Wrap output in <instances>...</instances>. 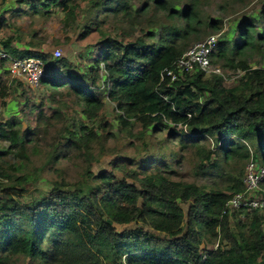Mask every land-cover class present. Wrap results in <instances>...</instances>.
Here are the masks:
<instances>
[{
	"label": "trees",
	"instance_id": "16d2710c",
	"mask_svg": "<svg viewBox=\"0 0 264 264\" xmlns=\"http://www.w3.org/2000/svg\"><path fill=\"white\" fill-rule=\"evenodd\" d=\"M23 2L40 15L53 7L65 26L79 27L75 41H93L78 54L81 66L84 59L90 64L73 74V63L38 49V42L30 40L21 48L13 34L2 39L11 56L43 60L47 71L40 85L48 96L23 88L32 121L24 127L15 117L0 122V141L9 143L0 152V264L19 258L33 264H264V213L245 208L223 212L227 199L244 189L249 158L264 163V66L252 67L248 61L264 51V5L262 25L242 18L233 45L220 41L210 55L211 63L242 72L226 86L222 75L200 71L180 80L161 79L192 42L222 27L221 19L203 16L200 0ZM219 8L226 9L227 2ZM8 26L0 17V31ZM124 26L141 34L134 37ZM5 63L0 58V65ZM9 82L0 75V106L13 93ZM14 85L15 92L22 82ZM101 89L120 131L133 135L136 125L151 136L166 131L164 140L180 145L194 163L195 176L220 177L225 183L178 180L166 163L146 171L156 158L143 162V173L131 168L133 161H115L121 178L111 170L93 172L92 162L99 158L94 143L102 153L114 135L103 117L106 102L96 93ZM8 155L15 161L3 159ZM36 157L43 162L33 167ZM62 159L81 166L80 177L52 180L49 190L21 200L45 165Z\"/></svg>",
	"mask_w": 264,
	"mask_h": 264
},
{
	"label": "rangeland",
	"instance_id": "374dc122",
	"mask_svg": "<svg viewBox=\"0 0 264 264\" xmlns=\"http://www.w3.org/2000/svg\"><path fill=\"white\" fill-rule=\"evenodd\" d=\"M227 2L226 9H220L219 6ZM264 5V0H240V3L235 0H200L201 12L204 13L203 16H209V19H221L222 27L217 32H208L201 39L192 42L190 45L204 39L209 34L218 33L219 42H227L230 46L237 40V29L240 27V21L242 18H254L257 26L262 25V17L260 15L261 9ZM51 9V10H50ZM48 8L47 14H35L30 13V7L23 0H0V17L4 18L9 25L7 29L0 31L1 42L5 39L6 34H13L14 43L19 47H28L27 42L30 40L39 43L38 49L42 51H50L54 56V50H60V56L58 58H64L73 63L76 67L72 70V73L81 72L83 67L88 66L90 61L87 59L83 60L85 66L80 65V60L78 54L83 51L86 43L92 42L93 38H89L85 41H75L76 34L79 27L76 23H71L65 26L63 22V15L60 11H56L53 7ZM29 11V12H28ZM113 20L109 19V24H112ZM256 26V27H257ZM129 32L128 34L138 36L141 32L137 30H132L128 26H124ZM150 30V29H148ZM156 29L155 31H157ZM19 37V38H18ZM68 38V39H66ZM37 49V48H36ZM35 49V50H36ZM82 50V51H81ZM92 54H96V48L92 47L90 49ZM90 53V52H89ZM30 57V56H25ZM34 57V56H32ZM55 57V56H54ZM249 64L252 67L264 66V51L255 53L248 58ZM220 68V75L224 77V83L226 86H232L241 71H233L231 69H224L220 64L212 63V67ZM212 73H209V76ZM0 75L9 80L12 86V94L9 99H7L6 104L0 106V122H4L9 117H15L21 120L23 127L32 121V114H29L25 109V98L21 96V90H28L27 93H34L35 95L48 96L45 88L39 85L37 88H30L25 82L22 85L15 86V81L18 80L13 78L8 72L7 64L5 66L0 65ZM20 81V80H18ZM100 98L106 102L105 109L103 112V117L112 124L113 136H110L106 142V149L102 153H99L96 149V143L93 147L95 153H98V161H93L91 168L93 172H97L101 169L111 170L114 175L121 178L123 175L120 170L113 168L117 163H122V161L129 162L133 161L131 168L136 172H145L142 166L143 162L148 165L150 159L156 158L154 163H150L146 171H153L157 167H160L161 163H166L171 166L175 171V176L178 180L194 182L196 184H206L209 185H220L225 183V181L220 177H197L194 174V163L190 161L183 152L180 150V145L172 140H164L166 131L158 133L151 136L150 130H144L141 126L136 125L133 129V135H129L123 131L119 130L118 120L116 112L114 111L113 105L107 100L106 92L104 90H98L96 92ZM34 96V95H33ZM36 103L39 102V98L36 96L34 100ZM47 105L54 108L55 105H51L47 102ZM98 122L95 124L97 125ZM98 130V129H97ZM142 134L137 137L136 134ZM174 141V142H173ZM9 143L7 141H0V152L5 150ZM136 158L142 160L139 164L135 161ZM6 161L14 162L15 159L11 155L5 156L3 158ZM260 159V158H259ZM137 160V159H136ZM144 160V161H143ZM115 161H118L115 163ZM260 161V160H259ZM43 158L36 157L32 160L33 167L41 166ZM144 165V166H145ZM81 166H77L72 159H62L55 165L46 164L45 168L39 174V179L35 183L28 184L26 186V193L21 200H30L32 196H37V191L44 190L47 191L51 188L52 180H63L75 181L80 177ZM128 181L131 179L128 178ZM187 205H184L186 209ZM240 219L245 221L243 214H240ZM231 225H234V218H230ZM209 247L214 248L215 245H209ZM10 264H33L28 258H19L18 261H12Z\"/></svg>",
	"mask_w": 264,
	"mask_h": 264
},
{
	"label": "built area",
	"instance_id": "2783aa9c",
	"mask_svg": "<svg viewBox=\"0 0 264 264\" xmlns=\"http://www.w3.org/2000/svg\"><path fill=\"white\" fill-rule=\"evenodd\" d=\"M219 34H209L204 39L192 44L170 68H165L161 79L168 76L171 81L180 80L186 74L200 71L205 75L220 73V68L212 67L210 55L216 50L219 43ZM54 56H60V50H54ZM0 58L6 60L8 71L13 78L26 83L30 88H37L41 79L46 75V68L42 59L37 57H13L3 50L0 37ZM166 98V97H165ZM264 180V163L257 161L253 156L245 165L243 177L244 189L233 193L225 202L223 212L227 210L257 209L264 213V189L261 183ZM217 244H215V247Z\"/></svg>",
	"mask_w": 264,
	"mask_h": 264
}]
</instances>
